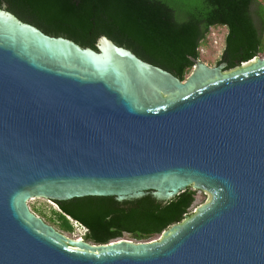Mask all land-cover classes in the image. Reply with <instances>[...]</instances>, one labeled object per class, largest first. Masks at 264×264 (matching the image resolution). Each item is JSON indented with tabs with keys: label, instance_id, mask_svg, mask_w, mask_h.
<instances>
[{
	"label": "water",
	"instance_id": "1",
	"mask_svg": "<svg viewBox=\"0 0 264 264\" xmlns=\"http://www.w3.org/2000/svg\"><path fill=\"white\" fill-rule=\"evenodd\" d=\"M95 47L0 7V264H264V58L180 80ZM189 186L207 200L150 241L68 238L27 205Z\"/></svg>",
	"mask_w": 264,
	"mask_h": 264
},
{
	"label": "trees",
	"instance_id": "2",
	"mask_svg": "<svg viewBox=\"0 0 264 264\" xmlns=\"http://www.w3.org/2000/svg\"><path fill=\"white\" fill-rule=\"evenodd\" d=\"M158 2L168 4L173 14L160 11ZM231 16L226 55L240 57V63L260 50L250 48L254 36L247 19L237 13L235 3H218ZM9 10L51 36H62L82 47L96 49L100 35L130 49L141 59L184 79L192 68L188 55L198 58V47L206 31H197L204 15V0H11ZM264 46V41H262ZM237 65L231 64L227 69ZM195 190L190 186L162 202L151 194L117 201L113 196H84L56 201L60 211L49 219L66 232L73 227L66 215L87 228L83 239L94 244L108 243L129 234L137 241L160 235L170 225L190 215Z\"/></svg>",
	"mask_w": 264,
	"mask_h": 264
},
{
	"label": "flooded vegetation",
	"instance_id": "3",
	"mask_svg": "<svg viewBox=\"0 0 264 264\" xmlns=\"http://www.w3.org/2000/svg\"><path fill=\"white\" fill-rule=\"evenodd\" d=\"M9 1L11 0H0V7L5 5L6 9L10 11ZM220 1L224 0H204L203 20L197 25V31L201 32L205 29L207 35L212 29L224 28V34L222 39V53L215 66H217L219 63H225L224 70H227L228 66H230L232 63L235 65L240 64L241 58L236 57L231 59L228 55H226L227 44L229 43L227 36L230 33V23H234V20L231 18V16L225 15V13L222 11V7L218 4ZM231 1L236 4V12L242 15V17H244L245 19H247L249 25L252 28V33L255 42L253 43V45L250 46V48L253 50L264 49V46H262V41H264V2L260 0ZM158 7L160 11L165 13L168 17L173 14V10L168 4H162L161 2H158ZM188 56L190 58V61L192 62L191 59L194 57L191 55Z\"/></svg>",
	"mask_w": 264,
	"mask_h": 264
},
{
	"label": "rangeland",
	"instance_id": "4",
	"mask_svg": "<svg viewBox=\"0 0 264 264\" xmlns=\"http://www.w3.org/2000/svg\"><path fill=\"white\" fill-rule=\"evenodd\" d=\"M260 1L264 2V0H260ZM223 34H224V28H215V29L210 30V33H208L205 37V41L203 43H201V45L198 47V58L197 59L200 60L201 62L205 63L208 66H211V67L215 66L216 63L218 62L220 56H221V53H222ZM256 58H264V50L259 52L256 55ZM246 64H249V62L239 64L238 66H236L234 68H237L240 66H245ZM190 71H191V69H190ZM189 72H186L185 76H187L189 74ZM206 200H207V193H205L203 190H195L194 201H193V204L190 208V211L194 212L196 207L204 204V202ZM27 205H28L29 209L34 214H36L37 216L42 218L44 222L53 226L57 231L61 232L66 237L77 238L73 234V232H66V231L61 230L58 227L57 223H54L49 219V217L51 216V213H52L51 211L56 210V205L53 202L46 200L44 198H31L27 201ZM159 236L160 235H155L146 241L157 240V238ZM119 238L137 241L127 233H124ZM119 238H117V239H119Z\"/></svg>",
	"mask_w": 264,
	"mask_h": 264
},
{
	"label": "built area",
	"instance_id": "5",
	"mask_svg": "<svg viewBox=\"0 0 264 264\" xmlns=\"http://www.w3.org/2000/svg\"><path fill=\"white\" fill-rule=\"evenodd\" d=\"M56 210L60 211L57 206H56ZM66 218L69 220L70 224L73 227V234L77 237V238H83L85 233L87 232V229L81 224L79 223L77 220L71 218L70 216L66 215Z\"/></svg>",
	"mask_w": 264,
	"mask_h": 264
}]
</instances>
